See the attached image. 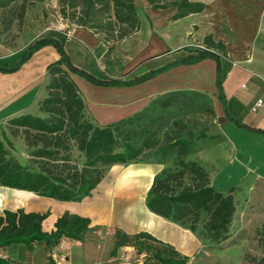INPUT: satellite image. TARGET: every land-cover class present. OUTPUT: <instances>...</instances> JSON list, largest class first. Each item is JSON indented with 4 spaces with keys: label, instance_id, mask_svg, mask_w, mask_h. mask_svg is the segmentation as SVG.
Masks as SVG:
<instances>
[{
    "label": "crops",
    "instance_id": "0c3cea01",
    "mask_svg": "<svg viewBox=\"0 0 264 264\" xmlns=\"http://www.w3.org/2000/svg\"><path fill=\"white\" fill-rule=\"evenodd\" d=\"M136 1L145 9L144 21L140 18V30L119 43H105L89 29L66 23L64 27L49 29L43 36L59 32L65 37L63 47L73 65L98 79L122 81L160 68L186 53L185 49L202 47L204 39L211 37L224 45L220 67L224 73L225 106L218 99L217 65L211 58L175 66L129 87L95 86L70 73L92 124L104 127L147 112L164 95L200 94L210 110L200 124V133L205 137L192 140L185 161L199 164L207 172L210 185L224 194L233 188L235 202L264 187V134L249 132L234 122L264 132V104L251 111L258 99L264 101V0H192L204 3L206 8L169 25L166 23L174 11L152 10L145 0ZM156 19H160V26ZM28 46L16 48L0 40V61L9 66L16 64ZM58 59L53 46H44L17 71L0 72L1 140L4 136L15 147L7 129L11 119L24 115L45 118L40 104L47 96V69ZM18 142L24 145L21 140ZM153 168L132 170L154 178L161 169ZM152 178L145 185L144 177L139 175L117 180L109 174L79 202H60L26 193L11 211L28 207L29 212L47 214L42 222V230L47 233L55 230L54 224L63 214L76 215L90 220L88 232L81 241L63 237L50 251L43 246L31 252L15 246L0 249V254L11 258L14 264H51L48 258L53 264L59 258H64L65 264H142L144 255H138L133 247H115L117 231L126 235L148 233L178 250L184 229L179 235L178 224L147 207ZM111 195L115 198L108 204L106 199ZM62 242L64 248L60 246Z\"/></svg>",
    "mask_w": 264,
    "mask_h": 264
},
{
    "label": "trees",
    "instance_id": "16d2710c",
    "mask_svg": "<svg viewBox=\"0 0 264 264\" xmlns=\"http://www.w3.org/2000/svg\"><path fill=\"white\" fill-rule=\"evenodd\" d=\"M15 0H0V9ZM40 1V0H36ZM152 10H172L173 21L190 14L202 12L206 6L192 0H145ZM62 15L76 19V24L85 27L101 37L103 42L115 44L137 33L141 27L138 9L134 0H58ZM65 37L59 32L52 36H42L34 40L20 56L18 62L9 66L0 61V72L17 71L36 51L44 46H53L59 54L57 62L47 69V96L40 104L45 118L24 115L8 121L9 126L35 133L41 142L34 156L39 162V171H30L21 166L5 146L13 148L12 143L3 136L0 139V188L29 192L36 196L54 199L60 202H79L89 196L103 178V170L114 165H125L137 160L145 150L156 146L154 142L143 141L139 147L127 141L123 151L117 152L119 126L122 120L104 127L94 126L87 120L84 103L79 89L70 79L75 74L87 82L101 87L134 86L143 83L178 65L195 64L205 58L216 62V87L218 99L225 106L223 91L224 73L220 67L225 55L224 45L206 37L203 48L185 49L186 53L154 70L127 80L98 79L72 64L64 50ZM172 99L161 102L162 108H168ZM239 127L253 133L264 134L239 121ZM200 133L197 138H204ZM36 142V146L38 145ZM67 141H74L78 151L84 156L81 168L71 165L67 159L58 163L55 158ZM192 144L191 139L172 140L157 151L160 156L167 155L177 148L178 160L172 168H163L157 173L148 190V209L163 218L186 225L191 231L196 229L200 215L209 214L203 228L205 235L213 241H222L228 232V226L235 212V203L230 189L226 194L217 190L209 182L207 172L195 162H187L184 156ZM53 148V149H51ZM47 214L26 213L23 209L3 210L0 215V249L22 246L30 252L43 246L50 251L61 238L83 240L89 229L87 218L63 214L54 224L55 230L47 233L42 230V222ZM264 238V224L259 231ZM133 247L138 255H144L142 264H187L188 259L181 256L172 246L158 241L148 233L126 235L115 233V247ZM21 254V252L19 253ZM51 264V258H48ZM0 264H14L9 257L0 254ZM257 264H264L263 257Z\"/></svg>",
    "mask_w": 264,
    "mask_h": 264
},
{
    "label": "rangeland",
    "instance_id": "374dc122",
    "mask_svg": "<svg viewBox=\"0 0 264 264\" xmlns=\"http://www.w3.org/2000/svg\"><path fill=\"white\" fill-rule=\"evenodd\" d=\"M134 1L139 17L144 21L145 9L136 0ZM60 9L58 0H15L0 9V40L8 46L20 48L28 46L49 29L64 27L65 23L72 27L78 26L76 19H72L68 15L69 11L64 16ZM156 21L160 26V19H156ZM172 21L169 18L166 24L169 25ZM167 98L173 100L170 105L171 110L161 107V102ZM204 114H210V110L204 106L203 96L197 93H174L155 100L154 105L147 112L126 119L125 123L119 126L116 133L118 138L116 151H123L126 141L135 147H139L145 140L154 142L156 146L145 150L135 161L125 165L106 167L103 170L102 180L106 181L109 174L117 179L118 174L124 172L131 173V177L148 176V179L145 178L144 181V184L147 185L149 177L152 175L139 174L132 168L144 169L145 166H149L154 167L153 169L156 171L172 168L178 160L177 148H173L164 156L158 155L157 151L172 140H193L200 134L202 129L200 124ZM87 120H90V117L87 116ZM7 129L15 141V147L5 146L10 156L26 169L34 172L39 171L40 160H36L34 152L40 148L41 142L36 139V134L25 132L14 126H7ZM18 140H21L24 145L22 146ZM37 141L38 145L36 146ZM55 158L58 163H62L61 159H67L71 165L78 168H81L84 163V156L78 151L74 141H67L66 146L61 148ZM4 189L0 188V195L5 194ZM5 196L8 197L9 193ZM114 198V195L108 196L106 202L113 203ZM17 201L2 200L0 197V210H15L19 205L16 204ZM146 201H148V197ZM234 203L235 212L225 239L222 241H213L205 235L203 226L209 217L206 212L200 215L199 223L194 231L189 230L186 225L175 222L179 225V235L180 229L183 228L185 236L183 241L179 242L178 250L173 248L181 256L187 257V264H257V261L263 257L264 238L259 234V231L264 224V187L258 188L254 192L250 191L249 194L239 197ZM20 209L29 212L28 207H20Z\"/></svg>",
    "mask_w": 264,
    "mask_h": 264
},
{
    "label": "bare ground",
    "instance_id": "6f19581e",
    "mask_svg": "<svg viewBox=\"0 0 264 264\" xmlns=\"http://www.w3.org/2000/svg\"><path fill=\"white\" fill-rule=\"evenodd\" d=\"M130 175H132L131 173H119L117 176V179H127L128 177H131ZM144 177V181L146 179H148V176H143ZM146 178V179H145ZM152 176L149 177V181L151 180ZM153 179V178H152ZM4 189V188H3ZM5 190V194L9 193V196H5V194H1L0 197L2 198V200L6 199L8 201H10L12 199V201H17V199L24 197L26 195L27 192H23V191H16V190H9V189H4ZM8 191V192H6ZM11 197V198H10Z\"/></svg>",
    "mask_w": 264,
    "mask_h": 264
},
{
    "label": "built area",
    "instance_id": "2783aa9c",
    "mask_svg": "<svg viewBox=\"0 0 264 264\" xmlns=\"http://www.w3.org/2000/svg\"><path fill=\"white\" fill-rule=\"evenodd\" d=\"M68 38H70L69 35H68ZM200 48H203V46L200 47ZM263 104H264L263 99H258V100L252 105V107H251V111H252V112L257 111L260 107L263 106ZM60 246H61L62 248H64V247H65V242H62V243L60 244ZM57 264H65V262H64V258H59V262H57Z\"/></svg>",
    "mask_w": 264,
    "mask_h": 264
}]
</instances>
